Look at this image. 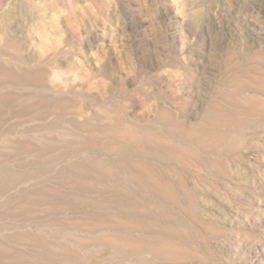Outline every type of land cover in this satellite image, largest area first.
Returning <instances> with one entry per match:
<instances>
[{"label":"rangeland","instance_id":"rangeland-1","mask_svg":"<svg viewBox=\"0 0 264 264\" xmlns=\"http://www.w3.org/2000/svg\"><path fill=\"white\" fill-rule=\"evenodd\" d=\"M0 62L41 74L0 86V264H264V0H0Z\"/></svg>","mask_w":264,"mask_h":264},{"label":"bare ground","instance_id":"bare-ground-1","mask_svg":"<svg viewBox=\"0 0 264 264\" xmlns=\"http://www.w3.org/2000/svg\"><path fill=\"white\" fill-rule=\"evenodd\" d=\"M227 62L229 64L231 62V59L228 60ZM19 68H20V71H19V73H17V72H15V69L12 65H7V64L0 62V86L3 84H11V85L15 86V85H19L23 82H27V83L38 82V80L41 76L39 70L31 69L30 67H28L26 65L19 66ZM238 86L242 87V84L238 85ZM225 97L230 101H235V103H236V99L234 98V97H236L235 95L225 94ZM7 98H8V96H7ZM3 100H6V96L5 97L0 96V101H3ZM243 100H244V102L249 103V105H256L260 102L259 98H257L254 95H245V96H243ZM9 101H11V99ZM27 104H29V105L33 104L35 106L39 105L43 109L44 113H46V114H48L50 112V111L45 110L48 107L52 108L53 111L54 110L56 111V110H64V108L68 107V105H69L72 108H76L75 112H77V114L84 116L83 111H84L85 105L81 101L76 100L72 96L59 98L57 96L47 95L45 93H42V94L37 93L36 94L33 91L31 93V96L27 99ZM214 106L216 108H218V110L220 111L219 112L220 115L213 117L211 120V123L215 127V131H214L215 134L223 136L224 135L223 130L221 132L219 127L220 126H226L225 128L227 129V131H229L230 128H227V127H231V126L235 125V121L233 118H234L235 114L237 113V110L231 111L228 108H226L225 106H223L222 104H220L219 102L214 103ZM99 119L100 118L97 117L95 114H91V115L84 116L82 122H75L74 118H72L71 121L74 120V123L76 124V126H78L80 129H83L86 131V135L81 136L80 138H84V140L87 141L89 144H93L94 142L99 140L101 137L106 136V133H110V130H111V125L109 123L107 125H105L103 128H99L96 125V123L98 122ZM121 121L119 119V122H118V127L121 130V139H125V140H133V139H135V140H146V139H150V140H153V142L156 144H162L163 139H165L164 138L165 136H163L162 134H158L156 132V130L154 128V127H156V126H154L155 124H157V123L160 124V123L165 122L166 124H168V123L173 124L175 127L177 126L176 123L178 124L177 119L172 115V113H170L166 108H163V107L161 108L159 115L157 117L151 119L149 121L150 122L149 124H140V123L129 122L124 117H123V122H121ZM168 130H170V128H168ZM102 134H104V135H102ZM110 135H112V133H110ZM138 166H140V165H138ZM0 172H3L1 174L5 175L4 170H1ZM147 173H148V175H151V179H150L151 184H154L155 186H160L162 188H170L171 183L163 182V181L155 178V176L153 175L154 174L153 172H150V173L147 172ZM1 176H3V175H0V177ZM139 176H141V175H139ZM18 178H20V177H18ZM17 180H18L17 178L7 179V181H9L8 183L10 185L14 184ZM7 181H6V179H3L1 182L6 183ZM1 182H0V184H2ZM144 182H145V180H144Z\"/></svg>","mask_w":264,"mask_h":264}]
</instances>
